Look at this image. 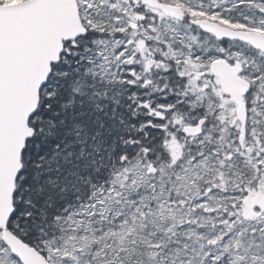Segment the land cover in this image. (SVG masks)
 <instances>
[{
    "label": "snow or ice",
    "instance_id": "snow-or-ice-1",
    "mask_svg": "<svg viewBox=\"0 0 264 264\" xmlns=\"http://www.w3.org/2000/svg\"><path fill=\"white\" fill-rule=\"evenodd\" d=\"M0 264H264V0H0Z\"/></svg>",
    "mask_w": 264,
    "mask_h": 264
}]
</instances>
